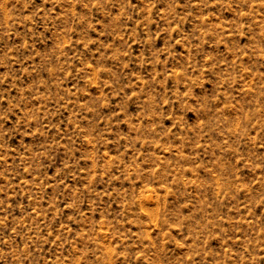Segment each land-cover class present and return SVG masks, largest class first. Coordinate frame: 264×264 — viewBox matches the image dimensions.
Instances as JSON below:
<instances>
[{
	"label": "rangeland",
	"instance_id": "374dc122",
	"mask_svg": "<svg viewBox=\"0 0 264 264\" xmlns=\"http://www.w3.org/2000/svg\"><path fill=\"white\" fill-rule=\"evenodd\" d=\"M0 264H264V0H0Z\"/></svg>",
	"mask_w": 264,
	"mask_h": 264
}]
</instances>
